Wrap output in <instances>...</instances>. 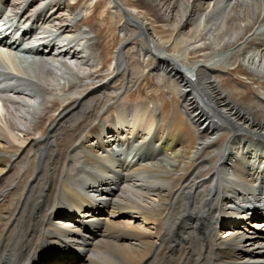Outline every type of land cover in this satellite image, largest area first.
Wrapping results in <instances>:
<instances>
[{"label":"bare ground","instance_id":"1","mask_svg":"<svg viewBox=\"0 0 264 264\" xmlns=\"http://www.w3.org/2000/svg\"><path fill=\"white\" fill-rule=\"evenodd\" d=\"M73 1L0 4L34 29L0 45V264H264V99L224 84L264 87V0H107L93 24ZM150 78L195 147L129 102Z\"/></svg>","mask_w":264,"mask_h":264},{"label":"rangeland","instance_id":"2","mask_svg":"<svg viewBox=\"0 0 264 264\" xmlns=\"http://www.w3.org/2000/svg\"><path fill=\"white\" fill-rule=\"evenodd\" d=\"M73 1V0H72ZM73 2H75V1H73ZM81 2V3H80ZM108 2H107V0L105 1V0H80L79 1V3L77 4V8H79V10L80 9H82L83 8V12H82V14L80 15V17H79V19H82V18H84L85 20H89L88 22L89 23H91V24H93V22H97V20L99 19V20H101L102 19V16L104 17V15H102L101 13H103V12H107L106 10H104L105 9V6H106V4H107ZM79 4H80V6H79ZM86 4V5H85ZM109 6V5H108ZM95 7V8H94ZM86 10H85V9ZM104 8V9H103ZM109 8V7H108ZM90 9V10H89ZM99 16V17H98ZM98 20V21H99ZM112 49V48H111ZM20 59V60H19ZM18 60H16L15 62H16V64L21 68V70L22 71H24V70H26V71H29V68H27V67H29V66H26L25 64H24V62H23V60L21 59V58H19ZM222 59V58H221ZM13 70V69H12ZM25 72V71H24ZM232 75H229L228 77H226V82H224V84L225 83H229V86H227V85H225V86H227L228 88H233L234 86H233V84H232V79L233 78H235V79H233V80H237L238 82H240L241 84H244V85H246L247 87H248V90H245V89H243V88H239L238 90H240V95H242V94H244V95H242L241 97L242 98H244V99H247V101H249L251 98H252V96H253V94H257V96L259 97H261V98H263L264 99V87L262 86V88H261V85H258V84H254L253 82H251V81H249V80H247L245 77H242V76H238L237 74H235V73H231ZM152 78H150V81H149V83H143V84H140V86L139 87H136L134 90H133V92H131L130 93V98H129V102L130 103H136V102H140V101H142L143 99L145 100H147L148 101V103L149 104H154V103H156V104H160V106H161V104H162V106H164V105H166L165 107H164V112H163V114H162V118H163V120H164V122L166 123V124H171V125H173V128L175 129V130H180L181 131V133H183V134H186L187 135V137H189L188 139L190 140L189 142V147L190 148H193V147H195V145L197 144V142H198V136L195 134V132H194V130H193V128H192V126L190 125V123L188 122V120H187V118L186 117H184L183 116V113H182V111H181V108H180V103H175L174 102V100H173V98L174 99H176V100H178L176 97H173V98H170V94H167V92L166 91H160L159 92V94H152V97L151 96H148V92H150V90H152V87L154 86V80L152 79ZM230 80V81H229ZM240 80V81H239ZM231 84V85H230ZM251 87V88H250ZM255 91V92H254ZM163 92V93H162ZM243 92V93H242ZM253 92V93H252ZM248 93V94H247ZM164 94V95H163ZM148 96V97H147ZM165 96V97H164ZM246 96H247V98H246ZM144 97H146V98H144ZM157 99H156V98ZM153 100V101H152ZM152 101V102H151ZM178 102H179V100H178ZM174 103V104H173ZM174 108V109H173ZM181 113V114H180ZM175 116V117H174ZM109 118L110 117V115L109 114H107L106 116H105V118ZM174 117V118H173ZM172 118V119H171ZM178 122V123H177ZM187 122V123H186ZM180 124H181V126H180ZM174 126H176V127H174ZM188 130V131H187ZM186 131V132H185ZM44 132V131H43ZM42 132V133H43ZM225 137H223V138H221V141H225ZM196 141V142H195ZM189 171L190 170H192V169H190V168H187ZM103 196V195H102ZM93 199H95L96 200V204H97V206L99 207L104 201H105V199H101V198H99L98 197V199L97 198H93ZM88 203V202H87ZM93 203H95L94 201H93ZM79 209H77V211H78ZM80 210H82V209H80ZM96 214V213H95ZM86 219V224H85V221L83 220V218H80L79 220H78V225H81V226H83V227H85V228H87L88 226H87V224L88 225H91V226H93V227H96V229H97V227H98V225H99V223L98 222H92V220H91V217H89V218H85ZM53 224H54V221L52 222ZM90 229V228H89ZM98 229H100V228H98ZM97 229V230H98ZM82 230V229H81ZM79 232L77 231V230H74L73 232H70V234L68 235V239H70L71 241H72V243H73V245L72 246H68V248L69 249H71L72 251H73V253H68V255H66L67 257H70L69 259H75L78 255H79V253H80V245L75 241V237H74V234H78ZM87 234L85 233V236H86ZM84 236V237H85ZM57 237V236H56ZM91 238V237H90ZM89 238V239H90ZM66 257V258H67ZM57 258H59V259H61V260H64V258L65 257H57ZM54 258H52V259H50V260H46V261H42L43 263L42 264H53L52 263V260H53Z\"/></svg>","mask_w":264,"mask_h":264}]
</instances>
